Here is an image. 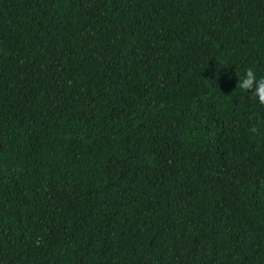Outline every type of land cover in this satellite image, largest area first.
<instances>
[{
    "label": "trees",
    "instance_id": "obj_1",
    "mask_svg": "<svg viewBox=\"0 0 264 264\" xmlns=\"http://www.w3.org/2000/svg\"><path fill=\"white\" fill-rule=\"evenodd\" d=\"M264 0H0V264H264Z\"/></svg>",
    "mask_w": 264,
    "mask_h": 264
},
{
    "label": "clouds",
    "instance_id": "obj_2",
    "mask_svg": "<svg viewBox=\"0 0 264 264\" xmlns=\"http://www.w3.org/2000/svg\"><path fill=\"white\" fill-rule=\"evenodd\" d=\"M238 76L236 86L241 90H250L252 96L264 104V75H257L252 67H247Z\"/></svg>",
    "mask_w": 264,
    "mask_h": 264
}]
</instances>
